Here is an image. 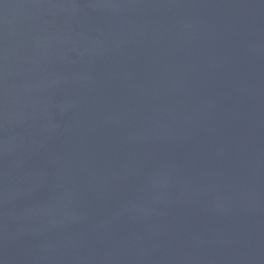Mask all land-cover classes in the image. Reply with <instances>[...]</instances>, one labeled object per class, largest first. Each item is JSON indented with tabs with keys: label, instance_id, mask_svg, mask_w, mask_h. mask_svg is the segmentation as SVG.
<instances>
[{
	"label": "water",
	"instance_id": "obj_1",
	"mask_svg": "<svg viewBox=\"0 0 264 264\" xmlns=\"http://www.w3.org/2000/svg\"><path fill=\"white\" fill-rule=\"evenodd\" d=\"M0 264H264V0H0Z\"/></svg>",
	"mask_w": 264,
	"mask_h": 264
}]
</instances>
